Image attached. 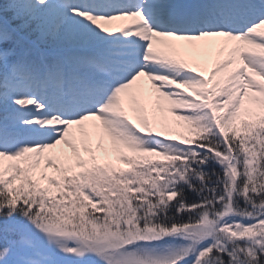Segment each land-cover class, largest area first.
I'll use <instances>...</instances> for the list:
<instances>
[{"label":"snow or ice","instance_id":"6c2138e0","mask_svg":"<svg viewBox=\"0 0 264 264\" xmlns=\"http://www.w3.org/2000/svg\"><path fill=\"white\" fill-rule=\"evenodd\" d=\"M0 264H264V0H0Z\"/></svg>","mask_w":264,"mask_h":264},{"label":"rangeland","instance_id":"374dc122","mask_svg":"<svg viewBox=\"0 0 264 264\" xmlns=\"http://www.w3.org/2000/svg\"><path fill=\"white\" fill-rule=\"evenodd\" d=\"M145 84L147 83L146 81L144 82ZM169 116H171V113H168Z\"/></svg>","mask_w":264,"mask_h":264}]
</instances>
